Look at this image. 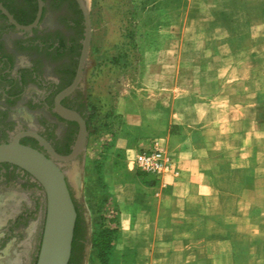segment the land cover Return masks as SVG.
<instances>
[{"label":"rangeland","instance_id":"374dc122","mask_svg":"<svg viewBox=\"0 0 264 264\" xmlns=\"http://www.w3.org/2000/svg\"><path fill=\"white\" fill-rule=\"evenodd\" d=\"M11 1L29 6L23 16L18 13L22 18L28 19L35 10L30 0ZM83 1L91 32L78 91L88 136L76 159L75 179L68 173L70 165L62 169L79 212L73 264H95L92 240L105 226L116 228L117 224L118 205L108 188L121 185L124 196L135 192L144 197L158 181L132 169L139 150L134 141L153 130L148 122L157 110L172 97L197 93L199 84L212 89L230 64L239 63L253 48L256 59L249 60V67L264 84V0ZM82 38V14L70 0H47L38 28L30 32L10 27L0 14V75L9 64L14 76L20 68L33 65L40 78L65 83L76 68ZM59 39L71 49L61 54L49 49ZM24 74L21 97L7 102L0 95V140L8 138L15 128L11 117L28 107L29 96L38 89L30 71ZM7 86L9 82L0 80V93ZM18 89L14 84L12 90ZM133 118L142 123L131 124ZM102 169L107 172V183ZM24 191L29 196L28 188ZM10 197L0 198V226L18 209L20 197L14 207L2 205ZM37 205L33 212L42 224L44 205L42 201ZM21 249L1 255L0 264H33L35 247L28 252Z\"/></svg>","mask_w":264,"mask_h":264},{"label":"crops","instance_id":"0c3cea01","mask_svg":"<svg viewBox=\"0 0 264 264\" xmlns=\"http://www.w3.org/2000/svg\"><path fill=\"white\" fill-rule=\"evenodd\" d=\"M254 53L212 89L172 97L134 141L139 150L159 141L178 175L144 197L108 188L119 211L106 264H264V84L249 67Z\"/></svg>","mask_w":264,"mask_h":264},{"label":"flooded vegetation","instance_id":"af4514ba","mask_svg":"<svg viewBox=\"0 0 264 264\" xmlns=\"http://www.w3.org/2000/svg\"><path fill=\"white\" fill-rule=\"evenodd\" d=\"M70 1L80 11L76 0ZM30 2L36 7L37 11V0H30ZM0 3L8 10V12L19 24H22L19 22L20 19H26L22 18L21 16H23L29 9L28 5L14 3L11 4V0H0ZM46 3L47 0H42V14L39 23L44 15ZM18 13L21 14V16H19ZM0 14H2V16L6 19V22L10 27L18 30L21 33L33 31L39 26L38 23L31 30H20L12 25L1 11ZM29 18H31V16H29ZM49 49L55 50L57 54H61L71 49V46H67L61 39H59L57 42L50 43ZM1 59L3 58L1 57ZM11 70L12 65L9 64L8 68L4 69L3 73L0 75L1 81L9 82V86L3 88L0 93V95L7 102H12L13 100L21 97L23 94L25 90V72L30 71L31 75L33 76V80H35L38 86V89L37 91L33 92V95L29 96L28 107L17 110V113L11 117V121L13 124H15V128L9 133L8 138L0 140V143L10 141L12 137L18 132L33 130L42 138H44L56 153L62 155L68 154L71 151V147L76 138L79 126L75 121L62 118L54 110V99L62 89L72 82L73 78L71 82L64 87L66 82L60 83L56 80L47 81L37 76L33 65L20 68V70H17V75L15 76L11 74ZM5 77H7L6 80L4 79ZM14 84L19 85V89L17 91L12 90ZM78 90L79 87L77 86L71 93L60 100V104L65 108L76 111L82 117L87 126L86 113L82 111L83 100ZM19 142L24 145L31 146L49 157L47 150L34 137L27 135L21 136L19 138ZM80 155L77 157V159L80 157ZM10 176L14 177V180L7 181L6 179ZM24 188H28L27 194L29 196L24 194ZM7 196L20 197V203L18 209L15 210L16 214L11 218H6L4 223L0 226V256L5 255V253H8V251L15 247L18 248L21 246V251L24 252H28L33 247H35L36 258L33 263L35 264L41 245L42 231L46 214L45 194L39 182L35 180L28 172L11 164L0 163V198H6ZM40 201H42L44 205L42 224L40 222V218L37 215L35 216V212H33V210H36L38 206L37 204H39ZM29 202H33V206H31ZM31 225L33 227L31 232H29L28 230ZM18 229L21 231L18 232ZM23 237L24 239L20 241L21 244L19 245L17 242Z\"/></svg>","mask_w":264,"mask_h":264},{"label":"water","instance_id":"95a60500","mask_svg":"<svg viewBox=\"0 0 264 264\" xmlns=\"http://www.w3.org/2000/svg\"><path fill=\"white\" fill-rule=\"evenodd\" d=\"M83 18V38L77 67L72 82L62 89L54 99V110L64 119L78 123V132L71 151L62 155L56 153L49 143L33 130L16 133L8 142L0 143V163L17 166L28 172L39 182L46 198V214L42 231L41 245L35 264H68L75 222L76 208L68 187V177L62 166L70 165L69 174L76 171V159L83 153L87 142V126L82 117L74 110L63 107L60 100L71 93L80 83L90 42V19L83 0H76ZM42 0H37L34 20L19 24L0 3V11L8 21L20 30H31L40 20ZM31 136L47 150L49 157L39 150L19 142L21 136Z\"/></svg>","mask_w":264,"mask_h":264},{"label":"built area","instance_id":"2783aa9c","mask_svg":"<svg viewBox=\"0 0 264 264\" xmlns=\"http://www.w3.org/2000/svg\"><path fill=\"white\" fill-rule=\"evenodd\" d=\"M132 169L157 180H161L166 174L178 175L172 155L157 140L150 147L136 152L132 159Z\"/></svg>","mask_w":264,"mask_h":264},{"label":"trees","instance_id":"16d2710c","mask_svg":"<svg viewBox=\"0 0 264 264\" xmlns=\"http://www.w3.org/2000/svg\"><path fill=\"white\" fill-rule=\"evenodd\" d=\"M35 11H36V7H35L33 14L31 15V18L20 19L19 22L22 24H28L29 22H31L35 16ZM74 74H75V69L72 70L71 77L64 84V87L71 82ZM136 173L142 174L140 172H136ZM142 175H145V174H142ZM75 208H76V206H75ZM76 212H77V218H76V222H75L74 236H73V240H72L71 256H70L68 264H73V261L75 259V257H74L75 249L74 248H75V243L77 240L76 239V231L78 228V221H79V212L77 209H76ZM109 222L111 223V222H113V220H109ZM115 233H116V228H111L109 226H105L104 228H102L101 230L98 231V233L96 234V237L92 240V246L95 248L94 250L96 253L95 257L98 259L100 264H106V261H107L106 256H107L109 249L113 243Z\"/></svg>","mask_w":264,"mask_h":264},{"label":"bare ground","instance_id":"6f19581e","mask_svg":"<svg viewBox=\"0 0 264 264\" xmlns=\"http://www.w3.org/2000/svg\"><path fill=\"white\" fill-rule=\"evenodd\" d=\"M73 177V180L75 179L74 178V176H73V174H71V178ZM17 197H13V196H11L10 198H9V200H5V201H3V203H2V205L4 204H6L8 207H10L11 208V206H13L14 207V205H16V204H18L17 203V199H16ZM6 206V207H7ZM12 207V208H13ZM3 222V220H2V218H0V224Z\"/></svg>","mask_w":264,"mask_h":264}]
</instances>
